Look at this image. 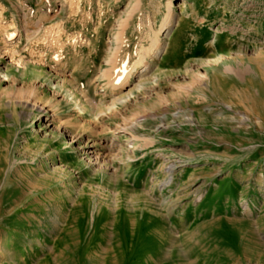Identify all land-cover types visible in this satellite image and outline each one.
<instances>
[{
	"label": "rangeland",
	"instance_id": "rangeland-1",
	"mask_svg": "<svg viewBox=\"0 0 264 264\" xmlns=\"http://www.w3.org/2000/svg\"><path fill=\"white\" fill-rule=\"evenodd\" d=\"M0 264H264V0H0Z\"/></svg>",
	"mask_w": 264,
	"mask_h": 264
},
{
	"label": "bare ground",
	"instance_id": "bare-ground-1",
	"mask_svg": "<svg viewBox=\"0 0 264 264\" xmlns=\"http://www.w3.org/2000/svg\"><path fill=\"white\" fill-rule=\"evenodd\" d=\"M173 13V10H171L170 11V14H172ZM168 24V23H167ZM169 25V24H168ZM231 61H232V59H231ZM230 64H228V65H225L224 66V68H227L228 66H229ZM217 66V65H216ZM130 77H131V72L129 73V75H128V77H127V79L125 80V83L126 84H128L129 83V81H130ZM248 95H250V94H248ZM254 100V99H253ZM247 103V102H246ZM238 105V104H237ZM239 109V108H238ZM70 143L71 144H73L74 143V139L73 138H70ZM173 169V168H172ZM172 169H169L168 171L169 172H172ZM173 176L171 175L169 178H167V182H166V185H170V184H172V182H173Z\"/></svg>",
	"mask_w": 264,
	"mask_h": 264
}]
</instances>
